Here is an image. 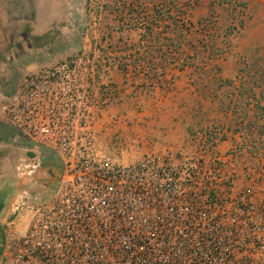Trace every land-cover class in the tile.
<instances>
[{"label": "built area", "instance_id": "obj_1", "mask_svg": "<svg viewBox=\"0 0 264 264\" xmlns=\"http://www.w3.org/2000/svg\"><path fill=\"white\" fill-rule=\"evenodd\" d=\"M100 42L27 75L0 106L6 137L57 169L45 200L12 197L0 264H264V169L240 171L245 148L218 147L227 131L127 162L96 147L94 111L120 96L100 80Z\"/></svg>", "mask_w": 264, "mask_h": 264}, {"label": "crops", "instance_id": "obj_2", "mask_svg": "<svg viewBox=\"0 0 264 264\" xmlns=\"http://www.w3.org/2000/svg\"><path fill=\"white\" fill-rule=\"evenodd\" d=\"M16 4L21 5L25 10L28 9L31 13L29 16L23 15L14 19L19 29L18 34L15 32V36H20L21 41L15 43L16 41L11 38L7 43L8 45H5L2 51L0 49L1 52L9 53L0 58V78L4 75L2 72L6 68L17 66L25 75L32 74L48 67L49 62L54 64L58 60H65L63 59L64 56L71 58L75 55L74 0H0V18L4 22L3 27H6L8 18L6 17L8 15L3 17V14L8 12V8L10 10L15 8ZM204 7H198L196 12H193L190 21L196 24L202 16H206L207 9ZM202 10H206V12ZM88 15L91 17L93 13H88ZM102 16L103 14L100 12L94 13L93 19L98 18L100 20ZM122 16L124 13H118L111 15L110 19L115 20ZM140 34V30H128L123 33L114 32L112 39L115 42L123 36L128 38V42L136 43ZM4 35L0 33L1 37ZM189 35H191L190 38L194 44H197L201 37L204 38L203 34L196 33L193 29L190 30ZM81 36L84 43H87L88 37H90V46L96 38L94 31L90 35L83 34ZM78 46L80 49L84 48L80 43ZM186 52L191 53V50L187 49ZM30 53L33 54L31 63L27 60L30 57L26 59ZM114 56L120 59L121 53L115 52ZM205 59H208L206 54L202 62H198L196 59L195 63L201 65L206 62ZM25 61L29 62L25 63ZM205 69L208 70L207 66ZM142 70L139 67L128 76L119 69L118 64H114L105 71L100 79L102 83L117 88L121 94L108 107L94 111L93 123L97 131L96 147L112 157H115L112 155L115 152L117 155L115 158L123 162L140 157L149 145L154 150L177 149L185 146L190 137V127L193 124H197V122L201 124L206 118H214L207 116L204 108H197L198 111H202L198 115L193 109L192 100H196L195 104L207 100L205 95H201L199 91L196 92L191 86L192 81L202 78L201 74L195 72L194 67L179 69L174 65L169 66L161 79L162 88L158 87L152 90L146 89L148 80L144 78L145 74ZM133 75L134 80L132 79ZM130 78L131 83L134 84L133 91L129 89ZM208 79L210 80V77ZM208 79L205 81L207 82ZM200 81L202 82V79ZM164 87L167 89L163 90ZM11 94L12 92L8 91L5 97H9ZM228 111V116H230L232 109ZM217 113H215L216 118H218ZM114 139L115 143H113ZM116 140H121L122 143ZM230 140V137H225L224 141L219 143V149L227 148ZM231 144L236 143L231 141Z\"/></svg>", "mask_w": 264, "mask_h": 264}, {"label": "rangeland", "instance_id": "obj_3", "mask_svg": "<svg viewBox=\"0 0 264 264\" xmlns=\"http://www.w3.org/2000/svg\"><path fill=\"white\" fill-rule=\"evenodd\" d=\"M74 1L75 56L81 53L88 56L90 54V48L95 45L94 43L101 41L102 35L99 33V30L101 29L102 21L101 19L98 20V18H93L94 13H97V6H101V2L103 0ZM95 1H98V3H95ZM236 3H245L246 6L243 8ZM70 5L73 6L72 4ZM15 6L16 7L11 10L8 8V12L3 14V17L8 15L6 16L8 17L5 25L6 27H3L4 22L0 18V33L5 34L3 37L0 36L1 51L5 45H8L7 43H9V39H14V41H16L15 43L21 41L20 36H15V32L18 34L19 29L17 28V24L14 19L23 15L29 16L31 13V11L29 12L28 9L25 10L21 5L16 4ZM205 9L207 8L205 7ZM216 9L217 14L214 15V19L218 20L219 26H222L224 29L228 28V25H230L233 17L235 18L234 23H236V26L238 24V20L242 19L244 22L241 30H238L235 34L230 35L229 37L218 40L219 55L217 58L205 59L206 63L209 64L205 65L204 68L207 66L208 70L212 71V69H216V66L219 67L221 70L219 78L221 80L227 79L231 81V83L228 85L222 84V88L219 89L216 88L215 84L209 83L208 92L204 96L207 100L199 102V104H195L196 100H192L194 103L193 109H195L197 113L196 115H198V113H202V111H198L197 108H204L206 109V115L214 118H206L201 124H199V122H197V124H193V126L190 127V137L186 142H190L197 131H203L204 129H212V131L217 129L225 130L229 133L231 140L229 146L223 150H226L233 145L231 144V141H234L235 143L238 142L240 150L245 148V151L240 153V171L242 173L245 172L247 167L264 169V133L260 135H258L259 133L257 134L259 130L264 128V119H258L255 121V117L253 115L254 109L252 106L255 101L253 99L250 100L251 106L246 107L244 113H239L241 107H238L237 114H234V102L237 98H239L238 90L240 89V85H247V83L253 85L254 79H256V77H261L256 71H259L258 67L264 63V0H231L230 2L224 4L223 7L216 5ZM202 11L206 12V10ZM199 12H201V10H199ZM88 13H93V15L90 17ZM51 31L54 30L51 29ZM92 31H94L96 38L93 40L92 46H90V37H88V42L84 43L81 35H90ZM221 32L224 33V30ZM79 43L82 47H84L83 49L79 48ZM99 44L101 47H98L100 48V55L102 56L101 51L108 50V48L102 41ZM114 50L116 51V49ZM1 51L0 58L2 55L7 56L9 54ZM110 53L111 52L108 50L106 55L110 56ZM17 54L20 53L17 52ZM29 55H31V53L27 55L26 59L30 57V59L27 60L31 63V61H33V54L31 56ZM69 58V56L63 57L65 60ZM29 61H25V63ZM61 61L62 60H58L56 63ZM198 62H200L199 59ZM56 63L51 64L49 62L48 67H51ZM22 64L24 65V62ZM6 69L2 72L4 75L0 78V106L17 96L18 93H16V90L19 91L18 87H20L22 80L29 75V73L25 75L21 71V68L19 69L17 66ZM246 70H249L250 73L245 74ZM241 71L243 73H241ZM200 80L196 79V81L191 82V86L196 92L199 91L198 89L203 83V81L201 82ZM208 82H210V80H208ZM158 87L162 88L161 84L152 88L147 87L146 89L152 90L153 88ZM164 89L167 88L164 87L163 90ZM8 91H11L12 94L9 97H5ZM260 91V89L256 88L258 99H260ZM119 93L121 94L120 91ZM209 99L211 100L210 102ZM244 99L248 100L249 98L244 96ZM260 103L264 106V98L261 99ZM231 109L232 114L228 116V110ZM216 112H218V118L215 117ZM247 122L250 123V125H252V123H256L257 125L256 127H247ZM240 123H242L241 126L243 128L238 131V135L236 134V129L239 127ZM6 130L7 125L5 119L0 114V205L4 204L0 213V250L2 249L1 243L5 229L4 218L8 212L12 197L19 191L27 190L39 195L40 198H44L45 200L47 196L52 194L55 187V173L57 171L54 165L51 166L50 164H41L37 167V161L34 158V154L28 151L25 147L18 145L14 141H11V139L7 138V132L3 133ZM224 139L225 138H222L219 143L224 141ZM114 141L115 139L113 140V143H115ZM116 141L119 142V140ZM249 150L252 154H249ZM112 155L117 157L115 152H113Z\"/></svg>", "mask_w": 264, "mask_h": 264}, {"label": "trees", "instance_id": "obj_4", "mask_svg": "<svg viewBox=\"0 0 264 264\" xmlns=\"http://www.w3.org/2000/svg\"><path fill=\"white\" fill-rule=\"evenodd\" d=\"M230 1L103 0L101 6H97L96 12L103 14L100 29L101 41L107 45L111 55L107 56L106 52L108 50H103L101 51V57L108 65L118 63L119 69L125 74L128 66L132 67L133 72L139 67L142 68L145 74L144 78L148 80V88L154 87V84H160L167 68L172 65L179 69L194 67L195 72L202 76L203 83L198 90L203 95L208 92L209 83L215 84L218 89L222 88L223 85H228L231 81L219 78L220 68L216 66V69H212V73V71L206 70V67L204 68L206 62L200 65L199 63L196 64L195 60L199 59L202 62L205 54L210 59L217 58L219 55L218 40L229 37L242 29L244 24L242 19L238 20L236 26L233 17L227 29L219 26L218 20L214 19V15L217 14L216 5L223 7L224 4ZM95 3H98V1H95ZM237 5L243 8L246 6L245 3H238ZM204 6L207 8V15L202 16L194 24L190 21L193 12H196L198 7ZM118 13H124V16L119 19L114 18L115 20L110 19L111 15ZM192 29L196 33L203 34L206 40L201 37L198 39V45L194 44L190 38L191 35H189ZM128 30H140V38L136 43L128 42V38L123 36L118 38L117 41H113L112 34L114 32L123 33ZM223 30L224 33L221 32ZM187 49L191 50V53L186 52ZM115 52L121 53L120 59L114 56ZM258 68L259 71L256 72L261 77H256L253 85L250 83L240 85L239 98L234 102V114H237L238 107H241L239 113H244L245 108L251 106L250 100L253 99L255 101L252 105L255 121L264 119V106L260 103L261 99L264 98V63ZM241 73L243 72L241 71ZM249 73V70L245 71V74ZM208 77H210V82H205L204 80ZM132 79H135L134 75ZM256 88L261 90L259 93L260 99L257 97ZM244 96L249 99L245 100ZM247 124V127H256L257 125L256 123L250 125L248 122ZM241 125L242 123L239 124V129H236L237 132L243 128ZM262 133H264V128L257 132L258 135ZM250 152L249 150V154H252ZM3 207L4 204H1L0 213Z\"/></svg>", "mask_w": 264, "mask_h": 264}]
</instances>
